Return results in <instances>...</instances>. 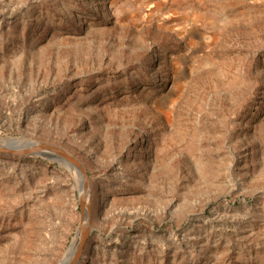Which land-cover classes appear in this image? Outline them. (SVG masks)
<instances>
[{
	"label": "rangeland",
	"instance_id": "obj_1",
	"mask_svg": "<svg viewBox=\"0 0 264 264\" xmlns=\"http://www.w3.org/2000/svg\"><path fill=\"white\" fill-rule=\"evenodd\" d=\"M27 139L86 173L74 264H264V0H0ZM54 155L0 153V264H60L87 219Z\"/></svg>",
	"mask_w": 264,
	"mask_h": 264
},
{
	"label": "water",
	"instance_id": "obj_2",
	"mask_svg": "<svg viewBox=\"0 0 264 264\" xmlns=\"http://www.w3.org/2000/svg\"><path fill=\"white\" fill-rule=\"evenodd\" d=\"M46 152H51L54 153L55 158H62L71 164H73L78 170L79 173L84 177L85 181V187L87 184V176L86 173L83 169V167L80 165L78 160L73 157L70 153H68L66 150L56 146L52 145L49 143L45 142H39V141H32V140H24L23 142H14V141H8L4 145H0V153H5V154H14V155H33V154H44ZM87 207L85 209V217L87 218L85 223H86V228L83 231L80 241L78 244V249L76 252V259L80 254V251L82 249V246L85 242V239L87 237V234L89 232V227H88V219H89V206L88 203L86 204ZM85 205V206H86ZM88 208V209H87ZM74 260V262L76 261ZM73 262V264H74Z\"/></svg>",
	"mask_w": 264,
	"mask_h": 264
},
{
	"label": "bare ground",
	"instance_id": "obj_3",
	"mask_svg": "<svg viewBox=\"0 0 264 264\" xmlns=\"http://www.w3.org/2000/svg\"><path fill=\"white\" fill-rule=\"evenodd\" d=\"M13 139H14V137H13ZM0 145H4V144H0ZM80 176H81V180H82V190H83V199H82V201H83L85 199L84 195H85V197H87L88 189L85 187L84 177L81 174H80ZM84 203H85V205L87 204L86 200L83 201V204ZM86 207H87V205L85 206V209H86ZM85 221L86 220L84 219V222L81 223L80 228H79V230L77 232L76 238L73 240V242L69 246V248H68L66 254L64 255V257L62 258L60 264H73L74 260L76 259V252H77V249H78V244H79V241H80V237H81L83 231L85 230V228H83V225H84ZM86 223H85V225H86Z\"/></svg>",
	"mask_w": 264,
	"mask_h": 264
}]
</instances>
